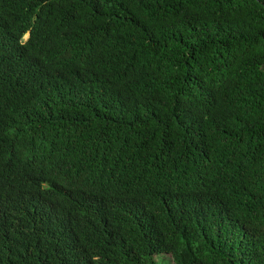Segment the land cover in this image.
Segmentation results:
<instances>
[{
    "label": "trees",
    "instance_id": "trees-1",
    "mask_svg": "<svg viewBox=\"0 0 264 264\" xmlns=\"http://www.w3.org/2000/svg\"><path fill=\"white\" fill-rule=\"evenodd\" d=\"M0 264H264V0H0Z\"/></svg>",
    "mask_w": 264,
    "mask_h": 264
},
{
    "label": "rangeland",
    "instance_id": "rangeland-1",
    "mask_svg": "<svg viewBox=\"0 0 264 264\" xmlns=\"http://www.w3.org/2000/svg\"><path fill=\"white\" fill-rule=\"evenodd\" d=\"M29 38V35H27L26 37H25V40H27Z\"/></svg>",
    "mask_w": 264,
    "mask_h": 264
}]
</instances>
